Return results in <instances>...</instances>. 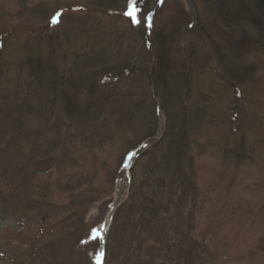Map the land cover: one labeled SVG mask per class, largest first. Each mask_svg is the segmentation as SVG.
<instances>
[{"label":"rangeland","instance_id":"obj_1","mask_svg":"<svg viewBox=\"0 0 264 264\" xmlns=\"http://www.w3.org/2000/svg\"><path fill=\"white\" fill-rule=\"evenodd\" d=\"M166 48L190 95L162 101L145 66ZM31 52L62 85L108 66L118 97L74 123ZM97 254L264 264V0H0V264Z\"/></svg>","mask_w":264,"mask_h":264},{"label":"trees","instance_id":"obj_2","mask_svg":"<svg viewBox=\"0 0 264 264\" xmlns=\"http://www.w3.org/2000/svg\"><path fill=\"white\" fill-rule=\"evenodd\" d=\"M172 57L169 54L168 48L163 51L157 52L155 50V58L156 61L152 63L150 66L146 67V77L151 85L155 94H160L163 99L169 94L177 93L178 88L183 89L188 87L186 91V95L189 94V80L187 78L182 79L177 84L181 83L177 86H171L168 83V76L175 69V65L172 63ZM22 65H25L28 71H30L33 79L30 81L29 85H32L34 82L38 80L41 82L39 75L47 74V80L50 83L51 91H58L57 100L60 101V106L63 107V112L66 115L67 119L73 121L74 123H87L88 120H96L99 116L103 115V111L97 108L103 107L106 109V103L109 101L111 103L114 101V98L118 97L116 91L109 92L108 87L114 83V76L111 74L110 69L106 66V70L102 71L105 67L98 69V71L90 73H81L76 77V81L74 83L72 81H67V84L62 85L59 83V78H57V69L52 67L49 63H44L41 57L38 55H33L31 52L23 57ZM125 65V64H123ZM122 65V66H123ZM130 64H126V69H121V71H128V67ZM172 70V71H171ZM129 72V71H128ZM171 72V73H170ZM178 72V71H176ZM175 72V73H176ZM117 77V75H116ZM120 77V76H119ZM37 78V81H36ZM120 80L118 83V88ZM28 85V86H29ZM80 88H83V92L81 96L77 94ZM86 88V89H85ZM72 89L73 91H71ZM115 90V87L113 88ZM165 94V95H163ZM34 101V107L36 111H41V108L46 107L48 104V94L45 96H37ZM51 101H49L50 103ZM30 111H33L32 109ZM83 124V123H82ZM176 142V141H175ZM177 158L178 154L175 153ZM175 169L178 173H181V169L176 165ZM181 179V174H176L175 178ZM192 258V256L190 257Z\"/></svg>","mask_w":264,"mask_h":264},{"label":"snow or ice","instance_id":"obj_3","mask_svg":"<svg viewBox=\"0 0 264 264\" xmlns=\"http://www.w3.org/2000/svg\"><path fill=\"white\" fill-rule=\"evenodd\" d=\"M133 2H134V0H133ZM125 15H132L131 13H125ZM138 21L135 19V18H133V23H137Z\"/></svg>","mask_w":264,"mask_h":264}]
</instances>
